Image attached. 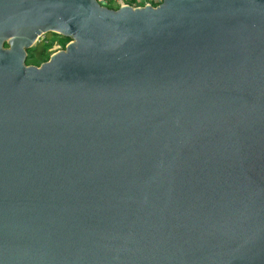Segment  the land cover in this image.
<instances>
[{
	"label": "water",
	"instance_id": "1",
	"mask_svg": "<svg viewBox=\"0 0 264 264\" xmlns=\"http://www.w3.org/2000/svg\"><path fill=\"white\" fill-rule=\"evenodd\" d=\"M0 264H264V0H0Z\"/></svg>",
	"mask_w": 264,
	"mask_h": 264
},
{
	"label": "trees",
	"instance_id": "2",
	"mask_svg": "<svg viewBox=\"0 0 264 264\" xmlns=\"http://www.w3.org/2000/svg\"><path fill=\"white\" fill-rule=\"evenodd\" d=\"M53 37H56L57 43L59 42L62 49L65 48V46L69 43L68 39L65 38H60L54 35H51ZM44 40V39H43ZM42 40L41 44H38L36 47H32L28 52H27V60H26V65H33V66H40L42 63H45L49 59V49L51 48L52 43H47V40ZM58 43V44H59ZM30 61H33V63H30Z\"/></svg>",
	"mask_w": 264,
	"mask_h": 264
},
{
	"label": "built area",
	"instance_id": "3",
	"mask_svg": "<svg viewBox=\"0 0 264 264\" xmlns=\"http://www.w3.org/2000/svg\"><path fill=\"white\" fill-rule=\"evenodd\" d=\"M100 7L117 10L123 7L139 9L143 7H157L162 0H95Z\"/></svg>",
	"mask_w": 264,
	"mask_h": 264
},
{
	"label": "rangeland",
	"instance_id": "4",
	"mask_svg": "<svg viewBox=\"0 0 264 264\" xmlns=\"http://www.w3.org/2000/svg\"><path fill=\"white\" fill-rule=\"evenodd\" d=\"M47 40V43H52L51 45V48L49 49V54H50V56L51 55H53V54H55V53H57V52H59V51H62V50H64V49H62V47H61V45H60V43L58 44L56 41V37H53V36H51V35H43V36H41L40 38H38V40H37V42L35 43V45L33 46V47H36L38 44H41L42 43V40ZM43 40V41H44ZM49 56V57H50ZM30 63H33V61H30ZM33 66V65H32Z\"/></svg>",
	"mask_w": 264,
	"mask_h": 264
}]
</instances>
